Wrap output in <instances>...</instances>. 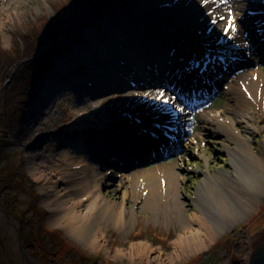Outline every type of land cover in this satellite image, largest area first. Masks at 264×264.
I'll list each match as a JSON object with an SVG mask.
<instances>
[{
    "label": "rangeland",
    "instance_id": "rangeland-1",
    "mask_svg": "<svg viewBox=\"0 0 264 264\" xmlns=\"http://www.w3.org/2000/svg\"><path fill=\"white\" fill-rule=\"evenodd\" d=\"M196 1L198 8L189 0H0V206L16 223L17 235L33 260L41 264H247L250 253L264 242V115L251 91L233 90L231 84L245 85L239 78L249 79L257 72L251 80L264 101V94H259L264 93V44L258 33L264 30V0ZM199 7L200 13L195 12ZM68 10L70 14H62ZM229 18L235 32L225 34ZM80 22L76 40L71 35ZM69 42L70 47L64 45ZM240 42L246 44L243 50ZM146 49L162 53L173 66L177 62L174 70L196 82V92L189 93L191 104L179 95L176 80L180 81L161 67V73L175 83L153 72L143 80L140 73L126 80L112 77L119 62L109 57L111 52L140 54L149 62L143 54ZM52 51L57 52L52 65L40 79L35 78L39 70L29 71L35 62L30 59L45 60ZM196 77L207 85L201 88ZM133 88L145 98L152 92L156 96L162 92L163 97H155L156 103L138 111L122 99V91ZM47 91L52 92V100L38 105ZM164 98L168 104L162 102ZM73 101L94 113L92 118L106 120L107 126L88 125L90 120L86 125L72 123ZM156 104L164 112L176 113L172 122L178 119L181 134L150 150V155L134 150L122 159L98 148L97 141L107 135L143 133L149 122L162 115L151 112ZM35 106L38 116L32 111ZM208 110L232 121L239 137L218 133L215 126L203 129L199 113ZM244 116L253 119L244 122ZM78 144L85 146V162L71 166V148ZM244 153L252 156L245 157L249 173L242 171L239 160ZM156 166L163 168L151 170ZM156 171L163 175L159 184L164 187L154 191ZM92 172L103 177L95 182L91 196L84 193L82 183L89 185ZM134 172L140 175L130 178ZM78 178L84 182L78 183ZM31 190L37 201L31 198ZM67 190L74 203L94 194L101 198L97 202L112 209L123 207L119 224L112 212L89 213L80 229L85 235H100L90 250L73 243L61 227L48 226L53 216L67 212L72 204H63L68 201L63 196ZM225 196L230 201L226 205ZM256 212L261 217L253 224ZM194 213L204 222L202 239L208 233L212 236L204 249L176 252L172 239L188 229ZM12 240L9 229L0 224V249L7 250ZM12 260L16 262L14 254ZM0 264H10L1 250Z\"/></svg>",
    "mask_w": 264,
    "mask_h": 264
},
{
    "label": "bare ground",
    "instance_id": "bare-ground-1",
    "mask_svg": "<svg viewBox=\"0 0 264 264\" xmlns=\"http://www.w3.org/2000/svg\"><path fill=\"white\" fill-rule=\"evenodd\" d=\"M192 4L193 7L198 8L199 3H197L196 0H189ZM250 2V0H249ZM200 11V7L199 10L196 9L195 12H199ZM200 13V12H199ZM259 12L254 13V15H258ZM233 20V19H232ZM144 22L147 23H154V22H149L146 20H143ZM238 21V20H237ZM264 25V21L263 24ZM262 27V26H261ZM139 28V26H138ZM258 33L261 34L262 39H263V44H264V30L258 31ZM110 41V40H109ZM260 42V40H258ZM107 42V40H106ZM108 43V42H107ZM239 48L241 50L244 49V47L246 46V44L244 42H240V44L238 45ZM158 49V48H157ZM161 50V49H160ZM144 55H147L145 60L149 61V62H145L143 60L142 55L138 54L137 56H124V55H114L112 52L110 53L109 57L112 56V58H115L116 61H118V65L115 66V68L113 69V74L112 77L113 78H122L124 80H126V78H130L132 77V75H137L138 73L141 74V79L143 80L145 77L144 75L147 73H155V75H160L162 77H165L161 71L163 69V71H168L170 74L174 75L180 82H178L176 80V83L179 85V89H177L179 91V95L181 97V99H185L187 104H191L192 100H193V95H191V97H189V93L191 92H196L197 90V86H196V82L190 78L187 77L186 75L182 74L181 72H177L174 69H176L178 67L177 62L174 61V66L171 63H166V61L168 60L165 56H163L162 53L157 52V53H153V52H149L148 49H146L145 51H143ZM160 54V55H159ZM140 59L142 61H144L145 63H147L146 65L143 64V62H140ZM114 60V59H113ZM163 62V63H162ZM165 62V63H164ZM157 63V64H156ZM160 63V64H159ZM144 65V66H142ZM173 66V67H172ZM160 67L162 68L160 71ZM172 67V68H171ZM150 69V70H149ZM214 74H217V71L214 69L213 72ZM257 73V72H256ZM256 73H253L252 75H249V79H242V77L239 78V80H242L245 82V85H238V83L235 81V83H231L233 82L235 79L234 78L230 83L232 84L233 90L235 89H239L242 88L244 92H246V89L249 90L250 94H254V98L257 102V107L259 108V111H261V114L264 115V101H262L259 97H258V88L256 89V87L252 84V79H255L256 77ZM203 75V73L201 74ZM138 76V75H137ZM109 78V79H112ZM172 79V78H171ZM197 79V77L195 78V80ZM164 81L168 80L171 85L173 84V82L175 83V81L173 80V82L170 79H167L165 77V79H163ZM108 81V80H106ZM129 81V80H128ZM197 82H199V84H202V79H200V77H198ZM242 82V83H244ZM156 82H154L155 84ZM201 85V86H202ZM258 87V86H257ZM49 88V87H48ZM156 89H160V87H157L154 89V92L156 91ZM55 92L58 93V89H53ZM137 91L136 89H131L127 90V91H122L124 92V94L122 95V99L123 101L126 103V105L133 107L135 110L138 111H144V109L146 108L145 105L148 106V103L153 104L156 103L155 102V97H156V93L152 92L151 94H148V97L145 98L144 94H141V92H135ZM140 91H144V90H140ZM47 96L42 97V100H40L39 104L40 106H46L47 103H49L52 100V95H51V91H47ZM144 93V92H143ZM259 94H264L261 91H259ZM92 97L94 96L93 94L91 95ZM258 97V98H257ZM207 99V98H206ZM205 98H203L199 103H202L200 105H203L205 103ZM76 101H73V107H72V116L74 114L72 123L74 124H87L86 122L88 120L91 121V123L89 122L88 125L91 126H98L99 128H105L107 126V123L105 122L106 120L102 119H98L96 117H93V114L90 115L89 111H85V109H80V107L75 103ZM200 105H198L196 107L197 110H199ZM159 106L158 104H156V107L151 106L154 111L152 110L151 112L153 114H162L160 116L159 119L153 120L151 122L148 123V125L145 127V131L143 133L140 132L138 134L136 133H126L124 131H119L117 133L112 134V136H109L108 138H105V140H100L97 141V145L98 148L104 149L105 152H111L115 155L118 156H123L125 159L127 154L131 153L132 151H138L141 153H143L144 155H150V150H152L153 148H157V147H162L165 146L164 143L169 140V139H174V134H181L182 130L179 126V121L178 119H176V122L173 123L172 120L174 119V116H176V113L173 112V110H169L167 109L166 112L162 111L164 109H162L161 107H157ZM39 107V106H38ZM150 107V106H148ZM98 108H96L94 110V112L97 111ZM32 111L35 112V116H38L39 113L37 111V106H35ZM218 112H215V110H208L206 112L201 111L199 113V120L202 123V128L203 129H208L210 127H217L218 133L224 134L226 136H232V137H239L237 131L234 130V128L232 127V121L229 120H222L219 119L220 116H218ZM34 116V117H35ZM243 121L246 122L248 120L253 119L251 116H244L242 117ZM152 120V119H151ZM28 127V126H27ZM105 133H107L105 131ZM108 134V133H107ZM245 144V143H244ZM84 145L83 144H78L76 146H73L71 148L72 154L70 155L69 158V165H75V164H79L80 162H85V158L83 156V150L84 149ZM249 152L252 154L253 151L250 149L249 145H247ZM231 150V148H230ZM86 152V151H85ZM264 153V151H263ZM254 154V153H253ZM109 155V154H108ZM114 155V156H115ZM251 156L248 153H244V157L242 158V156L240 155V163L242 165V171L243 172H248L249 173V166L250 163L245 161V157H249ZM252 157V156H251ZM264 157V154H263ZM230 158V157H229ZM254 159L260 160L261 161V157L260 156H255L253 157ZM235 159L237 160V157L235 155ZM231 162L233 163V160L231 158ZM246 162V163H245ZM234 166V164H233ZM163 167H154L151 170L155 171V170H159L162 169ZM234 168L237 171L236 165L234 166ZM92 169L95 170V167H92ZM148 171V170H147ZM158 177H153L155 179V188L151 187L154 191L156 190V187H164V185L159 184L160 179H164L163 175L160 173H157ZM93 173V172H92ZM142 173V172H141ZM86 174V173H84ZM89 174V173H88ZM140 175L139 172L137 173H132L130 175V178L132 177H136ZM103 176H100V174H92L90 176V178H93L92 181H90L89 185L86 186V181H82L79 178L77 179L78 183H82V186L85 188V192L83 189V192L86 194H90L92 196V192L91 189L95 186V182H100L101 178ZM237 177V176H236ZM149 179V178H148ZM244 179V177L242 178ZM232 182V181H231ZM234 183V182H233ZM96 184V186H97ZM158 188V187H157ZM161 189V188H159ZM78 190H76L77 192ZM89 191V192H88ZM94 193V191H93ZM70 191H66L64 192V197L67 196L68 201L64 200L63 204H66V202H70L72 204H68L67 206V212H62V213H58L56 216H53L52 219L50 221H48V226L49 227H61L62 231L64 232L65 236L67 238H69L73 243L80 245L84 250H90L91 246L90 244H92L93 242H97L96 239L99 238L100 235H95V234H88L85 235V233L80 229L84 223V220L87 218L88 215H90L93 211H98L100 213H105L106 211L112 212L114 215V221L115 224H119L121 223L122 219H123V207L119 206L116 207V209H112V207L108 206L107 204L98 201L97 199L100 200L99 198H97V195L94 196L91 199H87V198H82L79 201H72L73 199L70 197ZM227 202L229 201V197H224V203L225 205L227 204ZM103 208V210L101 209ZM234 208V207H233ZM102 210V211H101ZM231 210V209H230ZM235 210V208L233 209ZM236 211V210H235ZM90 213V214H89ZM239 214V212H238ZM258 213L256 212L254 214V219L252 221L253 224H255L259 218L261 216H257ZM197 221H195V220ZM65 220L64 222V226L60 225L61 221ZM202 219L199 215L194 214H190V219H188V223L186 225V227L188 229L185 228L181 229V231H179V233L176 235L175 238L172 239L173 242V249L177 252L179 251H187L188 254H190L191 252H197L199 249H204L206 247V239H209L212 236V233H208L207 235H205V238L202 239L204 236L201 234L200 231V225H202ZM0 224L3 226L5 225V227H7L9 229V234L10 236H12V243L9 246V248H7V250H1V252L3 253V257L6 261H8L10 264H41L36 260H33L28 253H26L25 249L24 252L21 251L19 243H18V235H17V225L15 222H13L12 220L8 219L7 216L4 213V210L1 208L0 206ZM204 230L206 228H203ZM202 230V229H201ZM203 230V231H204ZM214 236V235H213ZM12 254L15 255V261L14 262L12 260Z\"/></svg>",
    "mask_w": 264,
    "mask_h": 264
},
{
    "label": "trees",
    "instance_id": "trees-1",
    "mask_svg": "<svg viewBox=\"0 0 264 264\" xmlns=\"http://www.w3.org/2000/svg\"><path fill=\"white\" fill-rule=\"evenodd\" d=\"M63 15H68V14H70L69 13V10H68V12L66 13V12H63L62 13ZM63 15H60L59 17L60 18H62L63 17ZM89 16H91V14L89 15ZM81 20V18H77V21L79 22ZM93 21H90L89 23H92ZM88 23V22H87ZM80 24H81V26L80 25H78L76 28H75V33H73L71 36L72 37H74L76 40H77V37L78 36H80V30H81V27H82V25H83V22H80ZM67 35H69V34H67ZM59 40H60V38H58V40L56 41V43H58L59 42ZM81 41V40H80ZM70 43H72V42H69V43H66V44H64V45H66L67 47H70L69 46V44ZM52 44V43H51ZM51 44H49L48 43V45H47V48H50V45ZM177 44H180V43H177ZM55 46H56V44H55ZM54 46V47H55ZM54 47H53V49H54ZM56 54H57V52H53L52 51V53H51V55L50 56H47L48 58H45V60H43V57L41 56V57H36L35 59H30V60H35V62H34V64H33V66H31V67H29V71L31 72H33L35 69H38L39 71L37 72L38 74H37V76L35 77V78H38V79H40L41 78V75L43 74V72H44V69H46V67H49V66H51L52 65V63H53V59H55L56 58ZM41 59V61H39V63H36V61H38V60H40ZM25 61H27V60H23V62H25ZM40 62H41V64H40ZM36 63V64H35ZM36 65H40L38 68H37V66ZM42 72V73H41ZM28 74H29V72H28ZM30 196H31V198L33 199V200H35V201H37V199H38V195L34 192V191H30ZM57 259V258H56Z\"/></svg>",
    "mask_w": 264,
    "mask_h": 264
},
{
    "label": "water",
    "instance_id": "water-1",
    "mask_svg": "<svg viewBox=\"0 0 264 264\" xmlns=\"http://www.w3.org/2000/svg\"><path fill=\"white\" fill-rule=\"evenodd\" d=\"M202 83L203 85L202 84H199V85L200 86L202 85L201 88H204L207 85V83L204 82V80H202ZM209 96L207 97V99L209 98ZM212 99L213 97L210 98V100L207 103L209 104ZM165 144L166 143H164V145ZM18 243H19L21 251L24 252L23 243L19 237H18ZM247 264H264V242L256 246L255 249L250 253Z\"/></svg>",
    "mask_w": 264,
    "mask_h": 264
},
{
    "label": "snow or ice",
    "instance_id": "snow-or-ice-1",
    "mask_svg": "<svg viewBox=\"0 0 264 264\" xmlns=\"http://www.w3.org/2000/svg\"><path fill=\"white\" fill-rule=\"evenodd\" d=\"M205 2H207V0H205ZM221 19H223V17H221ZM212 22L215 23L216 21L213 20ZM229 30L235 32V24H234V22H233V20H232L231 18L228 19L227 25H226V27L224 28V32H225V34H227V33L229 32ZM145 95H147V93H145ZM162 97H163V93L161 92V93H159V94L156 96V99H157V100H161ZM162 102H163L164 104H168V103H169V100L166 99V98H164V99L162 100ZM178 110H182V109H178Z\"/></svg>",
    "mask_w": 264,
    "mask_h": 264
}]
</instances>
